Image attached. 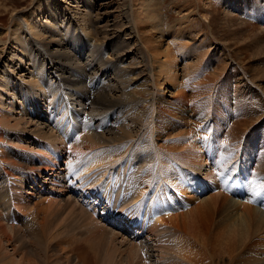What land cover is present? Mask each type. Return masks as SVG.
Segmentation results:
<instances>
[{"label":"bare ground","instance_id":"1","mask_svg":"<svg viewBox=\"0 0 264 264\" xmlns=\"http://www.w3.org/2000/svg\"><path fill=\"white\" fill-rule=\"evenodd\" d=\"M81 2L83 7L69 17L67 6L61 10L68 0H38L29 11L18 12L7 31L0 29V35L10 39L0 40V52L8 42L15 50L0 70V264H264L259 245L264 238V162L263 168L257 164L260 176L253 181L247 154L237 158L219 145L225 156L214 157L218 145L201 139L211 162L216 161L211 170L224 179L219 177V182L215 174L205 178L203 169L197 172L191 166L170 176L175 158L157 145L162 132L171 138L175 128L172 120L161 117L165 111L157 94L163 97L166 88L180 90L191 83L189 78L180 83L177 79L178 59L186 58L184 43L178 42L174 51L180 39L174 37V52H163L156 41L145 38L140 24L161 33L158 39L166 34L151 0L137 5L121 0L120 20L111 25L107 20L104 26L99 13L94 15L95 1ZM235 4L224 3L233 9ZM230 14L225 11L220 20L228 34L237 22ZM262 31L258 44L264 40ZM205 56L194 52L185 71L202 65ZM29 57L38 75L34 82L41 81L38 92L48 91L47 102L37 93L22 96L33 86L22 65ZM21 69L26 76H20ZM49 71L53 85L44 80ZM261 74L264 79V69ZM140 85L146 98L132 91ZM178 95L186 98L184 92ZM44 102L47 106L40 108ZM260 108L253 111L258 114ZM184 116L180 112L179 119ZM235 158V166H224ZM201 164L208 167L209 161ZM40 167H46L44 179L34 175L32 184L26 181V171L32 174ZM239 175L242 192L235 188ZM213 187L225 195L219 192L186 213L190 202L182 194L200 197Z\"/></svg>","mask_w":264,"mask_h":264},{"label":"rangeland","instance_id":"2","mask_svg":"<svg viewBox=\"0 0 264 264\" xmlns=\"http://www.w3.org/2000/svg\"><path fill=\"white\" fill-rule=\"evenodd\" d=\"M37 1L38 0H6L2 2L5 6H0V29L2 31H7V29L12 26V18H14L18 12L29 11L36 5ZM49 1L51 3L52 0ZM81 1L68 0L69 5H66V3H61V10L65 9L67 6L66 11H69V17H71L73 16L71 14H74L75 11L78 10L77 8L83 7ZM94 1V15L97 16V13H99L98 15L102 19L100 26H104L107 20L110 22V25L112 24L111 22H117L114 20H120L122 13L121 0ZM139 1L142 2V0H134V2H136L135 5L140 3ZM227 1L228 0H151V3L153 4L152 6L154 7L153 9L151 6V10L155 11L156 8V12L154 13L161 15L166 34H163L162 39H158L161 36V33L156 31L149 32V24L146 23L139 25L141 30L143 28L142 31L145 33V35L147 34L149 36V34L152 33L150 34V37H147L146 35L145 38L156 41V43H158L156 45L163 52L168 50L169 52L177 51L179 49L178 42H182L185 45V47L182 46V51H184L183 53L186 54V58L178 59L179 71L177 79L180 83L184 81L183 79L187 80V78H189L191 83L187 88H179L180 90H176L175 88L173 90L172 87H168L166 88L167 94L163 97L157 94L158 99L159 97L162 98L161 101L165 111L164 113H161V117L165 118L166 120H172L173 127H175L171 138L167 134L165 135V133L163 136L162 132L159 140L157 141L158 146H160L166 152H171L172 156L175 158L174 161H179V163L174 161L172 162V164L176 167L170 176L177 175L178 172L182 171L181 168H187V166H191V168L193 170L196 169L197 172L199 168H201V170L203 169V175L205 178L213 177L212 175L215 174L217 178L221 177L222 180L224 179V175L222 176L218 174V171L214 172L211 170L214 169L211 166L214 164V162L216 163V161L211 162L212 160H210L209 156L207 155L208 149L204 148V144L202 142H199L201 139H205V141L207 139V143H209V141H213L214 144L218 145L216 146L215 150L212 151V153H214V157L219 156L222 158L225 156L223 155L224 150L222 149V151L221 148H219V145L220 147L221 145H224L223 147L228 148L229 151L225 150V154L232 151L230 154L233 153L235 154L234 156L237 155V158H243L242 153L247 154V157L252 159L248 172L249 179L251 176V180L253 181V178H255L256 175L259 174L260 176L257 164L261 165L263 168L262 162H264V132L262 134L260 133L264 131V79H260L259 75H262L261 73L264 69V40H262L263 43L260 41L258 44V37L259 40H261V31L264 29V19L261 18L264 15V0H233L236 2L235 9L227 8L224 5V3ZM225 11L232 12L230 16L232 19L237 20V22L234 24V27L229 29V31L232 30V33L230 34H228L229 32L227 28L222 27V23H220L222 22L220 20L224 18ZM204 16H207L208 18L204 19ZM44 18L45 20L47 19L46 14L42 16V19ZM214 18V25L211 26L210 22ZM241 20L243 23H241ZM75 23L76 22L73 21V24ZM0 37L2 43L4 40H10L8 37H5V35H0ZM174 37L180 38L175 44V49L172 46ZM11 46L12 44L9 45V42L6 46L4 44L1 45V49L3 51L0 52V70L2 69L5 61H8L10 58V54L15 52ZM243 46L246 48L245 51L247 50L246 53L242 49ZM36 51L37 49H34L32 53ZM194 52L206 53L203 63L202 65L195 67L196 69L193 66V68L190 70L185 71V64L188 62L192 64L193 62L192 60ZM235 55L236 57H234ZM176 56H178V54ZM237 59L238 62L236 61ZM22 65L29 70L30 75L27 77H30L28 80L33 82V86L28 92L22 91V96H31L37 93L38 97L44 98L47 102L48 91L40 94L38 90L40 89L41 81L34 82V80L38 78V75L35 72L33 59L29 57V60L24 61ZM252 68L254 70H252ZM4 69L6 70V65L4 66ZM19 71H21L20 76H26L27 71L24 69ZM243 72L246 73L244 74ZM52 73L53 71H49L48 75L44 74V80L47 85H49V83L53 85L52 82L54 80V76ZM253 75L258 77L260 80H257L256 78V80H254ZM28 80L26 79L23 81ZM23 81H21V84H24ZM9 82L12 81L10 80ZM140 89H142V85H140V87L137 89L133 87L132 91L137 96L140 97L143 95L142 97L146 98ZM17 91H19L18 86ZM181 92L185 93V99L183 98L184 96L182 97L181 95H178ZM193 95L194 99L192 100L191 98ZM5 98L8 101H13L9 99L10 96L8 95L5 96ZM44 106H47L45 102L42 103L40 108ZM194 106H197L199 109H195ZM256 107H261L260 110L263 109L258 111L259 115L257 114V111H253V109ZM180 112H183L185 116L179 119ZM78 113L79 111L74 109V119L77 121L76 126L83 124V122L81 123V117ZM252 119L257 121L251 122ZM204 131H206L209 135H207ZM179 134L180 136H178ZM194 134L196 138L194 137ZM200 134H206L207 137L199 136ZM32 136L33 135H29V137H31L30 139L33 138ZM165 139L166 141H164ZM177 143H179V147H175V144ZM67 151L69 152L68 149ZM237 158H235V160L223 162L224 166L226 167L229 163L230 164L228 165V168H230L231 165L235 166V163H237ZM203 161L205 164L207 161H209V164H207L209 166H205L204 168L201 167V163H203ZM187 162L189 165L186 164ZM33 163L35 164V162ZM223 164L221 167H224ZM35 167L37 166L35 165ZM61 168L65 169L63 164H61ZM45 169L46 167H40L39 171H35L32 174H30L31 171H26V181L29 182L30 177H33L34 175L38 178L39 175H42L44 179V176L47 173ZM205 174H210V176H206ZM180 176L184 177V174ZM179 179L180 177H178V180ZM218 180L220 182V178ZM35 182L37 181L35 180ZM29 183L32 184V182ZM213 188L211 190L209 189L207 192L201 191L199 194L200 197H198L197 193L187 191V194L183 195L181 191L184 200L190 202V204L186 203V213H190V211H196L205 199L209 197L215 198L219 192H223L217 187L214 189ZM224 188V190L227 191L228 186ZM27 189L29 188H25L24 191ZM262 193H264V190ZM223 195H225L224 192ZM191 196L193 198H191ZM259 242L261 251L264 252V238H260ZM258 256H256V259ZM261 258H264V256L260 257V259ZM226 264L229 263L227 262Z\"/></svg>","mask_w":264,"mask_h":264},{"label":"snow or ice","instance_id":"3","mask_svg":"<svg viewBox=\"0 0 264 264\" xmlns=\"http://www.w3.org/2000/svg\"><path fill=\"white\" fill-rule=\"evenodd\" d=\"M254 195H259V192H256V191L254 190Z\"/></svg>","mask_w":264,"mask_h":264}]
</instances>
